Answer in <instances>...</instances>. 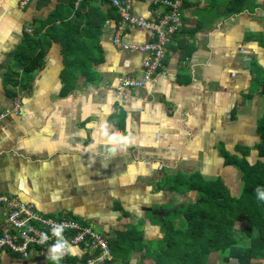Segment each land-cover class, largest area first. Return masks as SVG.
Here are the masks:
<instances>
[{
    "label": "crops",
    "instance_id": "crops-1",
    "mask_svg": "<svg viewBox=\"0 0 264 264\" xmlns=\"http://www.w3.org/2000/svg\"><path fill=\"white\" fill-rule=\"evenodd\" d=\"M19 1L0 0V41L14 36L17 39V45L8 40L5 47L3 42L0 46V110L9 107L15 98L19 103L16 114L0 121V194L31 203L40 214L72 218L103 232L108 257L99 264H141L143 249L132 250L121 258L113 253L116 247H109L114 230L127 228L112 226L115 213L97 207L91 215L80 212L77 204L87 197L93 203L111 204L120 198L117 193L124 188H130L126 194L139 193L151 199L150 191L155 196L164 192L159 190L163 186L158 181L165 173L210 171L214 165L212 156H216L211 146L217 147L219 139L229 131L238 137L246 132L256 136L253 129L264 108L253 98L254 93L262 96L261 82L255 84V69L262 67L253 54L239 53L238 45L241 41L264 44L260 39L264 0L252 13L227 17L210 11L206 0H189L190 5H182L181 26L170 38L162 67L153 79L134 88L118 85L116 78H140L145 53L112 45L115 19L106 17L96 34L93 31L94 37L85 40L95 58L89 60L88 47L80 45L84 41V14L70 21L78 26L80 36L74 41L79 43L77 48L66 56L68 64H64L59 44L52 41L42 53V65L31 73L26 84H20V68H14L17 82L5 84L4 75L9 66H14L8 62H13L11 52L24 35L22 28L34 25L44 31L50 23L48 14L59 4L57 0H44V4L29 0L26 8ZM11 2L16 4L14 9ZM130 3L131 12L151 18V7L146 2ZM100 8L105 6L100 4ZM10 9L11 18L7 17ZM11 31L14 36H10ZM148 36L146 29L136 27L127 30L123 39L141 44ZM245 99L250 106L244 107ZM105 125L109 134L128 137V145L103 135ZM104 160L118 168L113 171L112 167L102 177L107 181L105 190L112 196L106 198L100 191L96 195L84 194L83 189L93 180L85 177L87 166L83 161L105 163ZM68 172L74 182L70 191L80 193L74 199L68 197L71 192L67 195V190L62 189H69ZM50 246L41 251L33 247L26 257L1 250L0 264H52L48 257ZM70 246L71 251L59 262L81 261L85 250L79 245ZM132 255L138 261L131 259Z\"/></svg>",
    "mask_w": 264,
    "mask_h": 264
},
{
    "label": "trees",
    "instance_id": "trees-1",
    "mask_svg": "<svg viewBox=\"0 0 264 264\" xmlns=\"http://www.w3.org/2000/svg\"><path fill=\"white\" fill-rule=\"evenodd\" d=\"M57 1L59 4L47 16L48 27L44 31L40 26L32 25V30L30 28L38 39L23 35L12 53L14 66H9L4 75L5 84L17 82V76L13 77L14 68L21 69L20 84H26L31 73L42 65V53L52 41L59 44L66 65L67 54L79 44L74 42L80 36L78 26L74 27L70 22L78 14L86 16L82 35L84 45H80L84 49L88 47L91 53L89 60L95 59L85 40L88 36L94 37L106 17L116 20L115 9L108 6L107 0H99L93 5L90 3L92 0H81L74 10L73 0ZM206 1L210 11L223 17L241 12L252 13L260 4V0ZM44 2L41 0L42 4ZM191 2L184 0L182 5H190ZM100 4L105 9L100 8ZM70 63L74 64V61ZM255 75V84L261 82L259 93L264 97V67L255 69ZM255 124L253 132L259 137L256 155L261 157L252 162L246 159L250 149L247 144L236 145L240 149L238 156L226 153L227 163L241 171L237 189L231 190L230 187L235 185H226L220 176L205 177L199 171L182 176L179 175L182 172L165 173L162 185L166 189L176 193H193L192 197L174 198L166 206L161 208L156 205L150 210L151 221L157 225L159 237L143 242L137 224L114 230L115 235L109 243L111 250L116 247L113 253L122 258L132 250L143 249L141 258L148 256L153 264H208L213 259L219 264L231 259L235 264H250L252 259H264V200L258 199L255 191L259 187L264 192V110ZM235 222H243L237 230L234 229ZM91 255V251H85L81 260Z\"/></svg>",
    "mask_w": 264,
    "mask_h": 264
},
{
    "label": "built area",
    "instance_id": "built-area-1",
    "mask_svg": "<svg viewBox=\"0 0 264 264\" xmlns=\"http://www.w3.org/2000/svg\"><path fill=\"white\" fill-rule=\"evenodd\" d=\"M78 1L80 0H75L74 6ZM107 1L115 9L116 14L111 35L112 45L127 51L145 53L140 63L141 77L136 79L131 76H118V85L128 88L139 87L153 79L157 70L162 67L166 47L181 26L184 0H140L151 7V18L131 12L130 0ZM136 27L146 29L149 33L148 38L141 44L126 42L123 39L126 31ZM18 107L17 98L13 99L9 107L0 110V121L8 115L16 114ZM56 225L63 226V236L69 245H79L85 251L92 252L90 257L76 264H97L108 257L104 236L92 230L90 226L65 217L53 218L40 214L35 211L31 203L0 194V251L6 250L26 257L32 247L41 245L46 247L55 241L51 230ZM41 233H46L50 237L44 243L40 241ZM59 264L72 263L59 262Z\"/></svg>",
    "mask_w": 264,
    "mask_h": 264
},
{
    "label": "rangeland",
    "instance_id": "rangeland-1",
    "mask_svg": "<svg viewBox=\"0 0 264 264\" xmlns=\"http://www.w3.org/2000/svg\"><path fill=\"white\" fill-rule=\"evenodd\" d=\"M80 1H78L76 3V6H74L75 0L72 1V9L73 10L77 9V6H78ZM19 3L22 7L25 6L26 8H28L29 0H20ZM9 4L12 5L13 9H14V5H16V4L14 2L13 3L11 2ZM11 11H12V9L7 11L8 12L7 17L11 18L12 12H13V11L12 12ZM43 13H46V11H44ZM28 17H29V15L25 17V20H28L29 19ZM6 29H7L6 27L3 28L4 31ZM262 29H263V35H261L260 39H261V41L262 40L264 41V28H262ZM31 30H32V27H31ZM8 31H10V29H8ZM22 31L24 32L25 35L33 37L34 40L38 39L36 35L31 33L32 31L30 32V26L24 27V29L22 28ZM14 35L12 34V31H11L10 36H14ZM14 37H11L10 39H7V38L1 39L0 46L2 45V42H3V46L5 47L6 43H8V40L12 45L16 44L17 39H15ZM251 42L252 43L241 41V43L238 45V48L241 49V51L239 53H241L242 51H246L248 53L253 54L255 56V58L257 59L256 62L259 64V67H264V44L259 45L255 41H251ZM251 48L253 50L249 51ZM11 54H12V52H11ZM8 62L11 64L13 63L10 60ZM55 82H57V80ZM253 98H254V100H257L260 103H262L263 108H264V97L263 96H260L259 94L254 93ZM243 104L245 105L244 107H248V105L249 106L251 105L249 100H246V99H245V101H243ZM256 112H257V110H256ZM248 133L249 132H246L244 136L238 137V135L236 133L233 134L232 131H229L226 134V137L219 139L221 141V143H218L217 147H216V145H212L211 147H213V146L215 147L214 153H216V156L215 155L212 156V158H213L212 163L214 165L211 167L210 171H209V169H207L208 172L206 171L202 174L205 177H210V178L220 176V178L222 179L223 182L226 183V185H228V186H231L232 184L235 185L234 187L233 186L230 187L231 190L237 189V187L241 181L240 180L241 171L234 168L229 163H227L228 157H227L226 153L228 152L231 155L235 154L238 156V155H240L239 151H238L240 149L237 148L236 145H234V144L235 143H239V144H243V145L247 144L250 147V149H249L248 155L246 156V159H248L250 162H252V161H254L255 158H260L261 156L256 155V151H257L256 144L259 141V137L257 135L255 136L254 134H253L254 135V137H253V135H250V134L248 135ZM104 161H105V163L102 161H100L99 163L83 161V163H85L87 166L85 177L93 180V183L89 184L86 188L83 189L84 194L85 193H92V195H96L98 193V191H100L99 194L103 195L102 192L105 193L104 195L106 198H110L112 196L111 193H109L105 190V187H106L105 184H107V181H104V179H102V177H104V175L109 174L112 167H113V171L118 170V168L116 169L115 166H109L106 163L107 161L106 160H104ZM263 161H264V159H263ZM95 164H96V166H94ZM114 174L111 176V180H112ZM183 174H186V173H181L179 175L182 176ZM71 175L72 174L70 172H68V175L66 176V178L69 179V189L65 188L64 186L62 187V189L65 191L67 190V195L70 192L73 195H75L74 197L72 194L68 195V197H71L74 199L80 193L77 191L76 192L70 191L74 185V182H72L70 180ZM61 176H62V174H61ZM158 183H159V185H162L163 180L160 179L158 181ZM99 186H102V187L99 189L98 188ZM162 186L163 187H159V190H162L165 192L159 194L158 196H155V195H153V191H150L151 197L153 196L151 199L150 198L144 199V197L141 196L139 193L138 194H131V195L126 194V191L129 190L130 188H124V191L122 193L119 191L117 193L120 195L119 196L120 198H117V199L115 198V200H112L111 204L93 203V202H91L92 199L87 197L82 202H79V204H77V207H78L80 212L91 213V215H93V213L96 211L97 207L104 208L103 211H105V208H108L109 211H111V214L115 213V214H113V219L111 220V223H113L115 225H112V226H118V227L125 226L128 228V227H131V225H133V224H137L139 227V230L141 231V239L143 242H145L152 237H159L160 236V234L157 232V225H155L151 221V217H150V210L151 209H154L156 207V205L162 208V207L166 206V204L169 201L175 200L174 198H179V197L190 198L193 195V193H186V194L184 193L183 194V193H176L173 191H169L168 189L165 188L164 185H162ZM119 199H121V201H122L121 203L119 202ZM148 200H151L152 202H148ZM115 201L118 202L119 204L115 205L114 204ZM158 201H160V202H158ZM124 212H127V214H123ZM122 216H125L127 218H122ZM242 223L243 222H235L234 229L237 230L238 226H240V224H242ZM54 242H52L50 245H52ZM38 248L41 251L42 249L45 248V246L41 245ZM131 259H133V260L137 259L136 261H138V258L136 257V255H132ZM140 263L141 264H151L152 261H151L150 257L147 256V257H144V261H141ZM208 264H219V263L213 259V260H210L208 262ZM223 264H235V262L233 259H231L230 261L225 262ZM250 264H264V259H255V260L252 259L250 261Z\"/></svg>",
    "mask_w": 264,
    "mask_h": 264
},
{
    "label": "clouds",
    "instance_id": "clouds-1",
    "mask_svg": "<svg viewBox=\"0 0 264 264\" xmlns=\"http://www.w3.org/2000/svg\"><path fill=\"white\" fill-rule=\"evenodd\" d=\"M116 80H117V78H116ZM102 134L107 136L109 138V140L114 141L118 144H123V145L127 146L129 143L128 137L122 136L119 133L109 134L107 132V126L106 125L102 128ZM255 191L257 193V198L260 200H264V192H261L259 187ZM65 218H67V217H65ZM69 219H72V218H69ZM72 220H75V219H72ZM77 222H79L82 225H85V223H83V222H80V221H77ZM90 228L92 230L96 231L93 227L90 226ZM51 231H52V236L55 237V242L49 247L48 257L54 262V264H59V261L66 254H68L71 251V246L68 244L66 238L63 236V231H64L63 226L56 225L52 228ZM96 232L102 234L105 238L106 235L103 232H99V231H96ZM49 238L50 237L46 233L40 234L41 243L46 242ZM104 259H106V258H104ZM83 261L84 260H81V261L75 262V263H72V262H70V263L76 264V263H81ZM99 263H97V264H99Z\"/></svg>",
    "mask_w": 264,
    "mask_h": 264
}]
</instances>
